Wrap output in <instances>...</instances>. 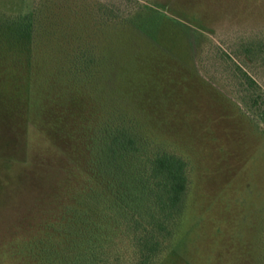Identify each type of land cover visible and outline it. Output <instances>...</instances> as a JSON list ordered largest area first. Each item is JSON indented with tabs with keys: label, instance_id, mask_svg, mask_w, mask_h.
Returning <instances> with one entry per match:
<instances>
[{
	"label": "rangeland",
	"instance_id": "rangeland-1",
	"mask_svg": "<svg viewBox=\"0 0 264 264\" xmlns=\"http://www.w3.org/2000/svg\"><path fill=\"white\" fill-rule=\"evenodd\" d=\"M36 2L0 0V13L23 14ZM51 3L65 14L77 11L81 18L73 29L84 30L88 41L96 43L103 55L120 59L119 68L127 65L122 62L124 57L144 48L141 59H135L128 71L152 79L154 89L165 88L160 100L154 98L150 103L154 120L195 164L194 211L200 222L187 241L189 264H260L259 235L263 236L264 229V123L259 118L264 113V0ZM101 6L127 16L116 26L99 25L104 22L99 16ZM123 25L124 30H118ZM134 30L142 33L133 34ZM180 30L187 36L177 35ZM135 38L162 46L174 61L150 55L146 45L131 44ZM130 45L132 50L128 51ZM13 60L10 54H0V264H33L9 257L16 240L38 235L68 203L72 189L81 185L75 164L69 163L57 146L66 149L78 167L83 168V164L76 151H68L59 141L51 140L49 132L38 133L32 127L36 121L23 101L24 85L15 81L22 74L17 76L20 71L12 68ZM232 62L256 83L255 90L239 81ZM159 69H166L171 76L161 85L154 83ZM167 264L187 263L176 256Z\"/></svg>",
	"mask_w": 264,
	"mask_h": 264
},
{
	"label": "trees",
	"instance_id": "trees-1",
	"mask_svg": "<svg viewBox=\"0 0 264 264\" xmlns=\"http://www.w3.org/2000/svg\"><path fill=\"white\" fill-rule=\"evenodd\" d=\"M54 5L37 0L23 14L0 13V54L14 57L12 68L23 75L15 81L26 89L32 127L79 154L83 168L57 146L75 164L81 185L38 235L16 240L9 257L33 264H167L178 256L189 264L187 241L200 222L194 211V160L154 120L150 103L159 101L165 88L156 90L152 79L128 71L144 45L160 60L173 59L162 46L135 38L131 44L143 50L124 57L127 69L119 68L120 59L103 55L84 30L73 29L81 18L77 11L65 14ZM99 13L104 22L94 27L116 26L127 16L103 6ZM232 66L239 81L255 90L247 73ZM165 70L155 74V84L171 77ZM259 118L264 123V113Z\"/></svg>",
	"mask_w": 264,
	"mask_h": 264
}]
</instances>
